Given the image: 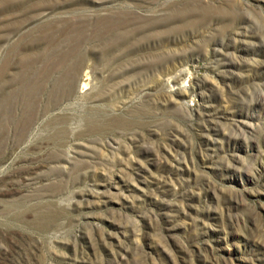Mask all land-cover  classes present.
I'll return each instance as SVG.
<instances>
[{
    "label": "rangeland",
    "instance_id": "rangeland-1",
    "mask_svg": "<svg viewBox=\"0 0 264 264\" xmlns=\"http://www.w3.org/2000/svg\"><path fill=\"white\" fill-rule=\"evenodd\" d=\"M0 264H264V0H0Z\"/></svg>",
    "mask_w": 264,
    "mask_h": 264
}]
</instances>
